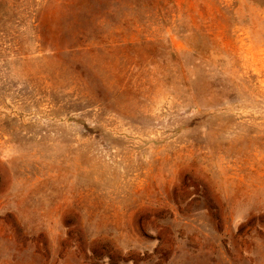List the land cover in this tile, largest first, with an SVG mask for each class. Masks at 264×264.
<instances>
[{
    "label": "rangeland",
    "instance_id": "rangeland-1",
    "mask_svg": "<svg viewBox=\"0 0 264 264\" xmlns=\"http://www.w3.org/2000/svg\"><path fill=\"white\" fill-rule=\"evenodd\" d=\"M0 264H264V0H0Z\"/></svg>",
    "mask_w": 264,
    "mask_h": 264
}]
</instances>
